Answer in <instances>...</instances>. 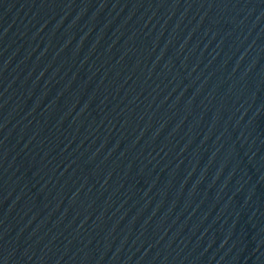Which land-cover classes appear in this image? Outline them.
I'll list each match as a JSON object with an SVG mask.
<instances>
[{"label":"water","instance_id":"obj_1","mask_svg":"<svg viewBox=\"0 0 264 264\" xmlns=\"http://www.w3.org/2000/svg\"><path fill=\"white\" fill-rule=\"evenodd\" d=\"M0 264H264V0H0Z\"/></svg>","mask_w":264,"mask_h":264}]
</instances>
